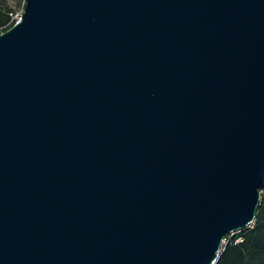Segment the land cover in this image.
Here are the masks:
<instances>
[{
  "label": "water",
  "instance_id": "obj_1",
  "mask_svg": "<svg viewBox=\"0 0 264 264\" xmlns=\"http://www.w3.org/2000/svg\"><path fill=\"white\" fill-rule=\"evenodd\" d=\"M263 181L264 0H27L0 34V264H217Z\"/></svg>",
  "mask_w": 264,
  "mask_h": 264
},
{
  "label": "trees",
  "instance_id": "obj_2",
  "mask_svg": "<svg viewBox=\"0 0 264 264\" xmlns=\"http://www.w3.org/2000/svg\"><path fill=\"white\" fill-rule=\"evenodd\" d=\"M11 20V12L0 6V28L9 25ZM261 191L262 203L255 225L241 231L230 240L217 264H264V181ZM240 238L243 241L237 243V239Z\"/></svg>",
  "mask_w": 264,
  "mask_h": 264
},
{
  "label": "rangeland",
  "instance_id": "obj_3",
  "mask_svg": "<svg viewBox=\"0 0 264 264\" xmlns=\"http://www.w3.org/2000/svg\"><path fill=\"white\" fill-rule=\"evenodd\" d=\"M26 3L27 0H0V6H3L6 11H10L12 16L11 23L0 28V34L6 32L5 29L9 30L16 24L17 18L21 17L25 12Z\"/></svg>",
  "mask_w": 264,
  "mask_h": 264
},
{
  "label": "built area",
  "instance_id": "obj_4",
  "mask_svg": "<svg viewBox=\"0 0 264 264\" xmlns=\"http://www.w3.org/2000/svg\"><path fill=\"white\" fill-rule=\"evenodd\" d=\"M21 20H22V16L19 17V18H17L16 24H17L18 22H20ZM240 241H242V240L240 239Z\"/></svg>",
  "mask_w": 264,
  "mask_h": 264
}]
</instances>
